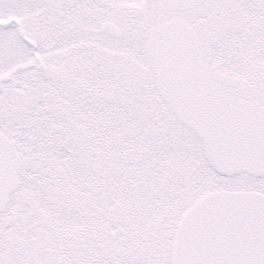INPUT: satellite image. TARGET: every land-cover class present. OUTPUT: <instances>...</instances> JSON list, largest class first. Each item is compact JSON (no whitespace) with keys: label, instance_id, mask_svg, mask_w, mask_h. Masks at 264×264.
I'll use <instances>...</instances> for the list:
<instances>
[{"label":"snow or ice","instance_id":"snow-or-ice-1","mask_svg":"<svg viewBox=\"0 0 264 264\" xmlns=\"http://www.w3.org/2000/svg\"><path fill=\"white\" fill-rule=\"evenodd\" d=\"M0 264H264V0H0Z\"/></svg>","mask_w":264,"mask_h":264}]
</instances>
